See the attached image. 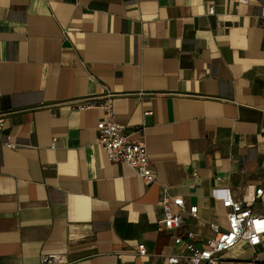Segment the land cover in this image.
I'll use <instances>...</instances> for the list:
<instances>
[{"label":"crops","instance_id":"obj_1","mask_svg":"<svg viewBox=\"0 0 264 264\" xmlns=\"http://www.w3.org/2000/svg\"><path fill=\"white\" fill-rule=\"evenodd\" d=\"M261 1L0 0V264H166L175 235L225 227L256 189L264 217ZM106 88L151 183L96 141L102 111L76 108ZM170 199L197 212L159 229ZM262 244L218 264H264Z\"/></svg>","mask_w":264,"mask_h":264},{"label":"built area","instance_id":"obj_2","mask_svg":"<svg viewBox=\"0 0 264 264\" xmlns=\"http://www.w3.org/2000/svg\"><path fill=\"white\" fill-rule=\"evenodd\" d=\"M243 2L245 0H236ZM213 12V7H208V13ZM260 19L264 20V1L260 5ZM115 93L106 88L100 96L86 99L76 104L78 110L99 108L102 117L96 123V141L106 151L113 162H121L129 166L134 173L145 183L154 180V173L149 164L147 149L143 143L129 140L124 128L114 120L113 99ZM150 111L144 112L148 114ZM5 127V121L0 115V137ZM11 147L9 137L2 143ZM50 146H54V139ZM262 189H256L242 201L232 202L226 212V226L221 227L214 222H208L212 233L202 235L194 230H188L184 237L175 235L174 241L178 243L177 253L164 256L166 264H218L220 255L231 248L239 240L244 241L249 247L261 245L264 237V217L251 211L252 202L262 195ZM162 216L158 220L159 229L174 230L182 225L180 212L187 211L194 216L197 212L196 205L187 209L183 199H170L161 205ZM136 254L146 257L147 252L143 243L136 245ZM67 261L61 254L41 255L39 264H66Z\"/></svg>","mask_w":264,"mask_h":264}]
</instances>
